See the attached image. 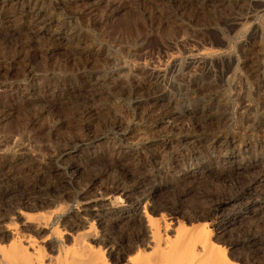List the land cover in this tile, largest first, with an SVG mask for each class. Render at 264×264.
I'll use <instances>...</instances> for the list:
<instances>
[{
  "label": "rangeland",
  "instance_id": "obj_1",
  "mask_svg": "<svg viewBox=\"0 0 264 264\" xmlns=\"http://www.w3.org/2000/svg\"><path fill=\"white\" fill-rule=\"evenodd\" d=\"M262 162L264 0H0V246L16 233L29 250L30 235L45 261L89 224L107 238L135 210V245H154L152 212L167 238L203 225L239 264H264ZM26 185L54 206L12 204L7 192ZM250 197L256 215L223 229ZM51 209L40 226L24 217Z\"/></svg>",
  "mask_w": 264,
  "mask_h": 264
},
{
  "label": "bare ground",
  "instance_id": "obj_2",
  "mask_svg": "<svg viewBox=\"0 0 264 264\" xmlns=\"http://www.w3.org/2000/svg\"><path fill=\"white\" fill-rule=\"evenodd\" d=\"M188 58L190 59V61L194 63H200L204 60V56L202 53H197V54L191 53L188 55ZM209 95H211V92L208 93V96ZM205 108L207 107H201V110H200L202 111L200 113L201 118H205L207 116H214L215 113L210 112V109L207 110ZM172 116L164 117L163 115H160L162 121H166L167 124H172V122L175 119L177 120L179 119V116L176 115L177 117H174V120H173ZM214 117H217V116H214ZM187 136H188L187 134H184L182 138H186ZM235 164H237V162ZM259 176L260 177L264 176V162H262L260 165V175ZM43 190H45V188ZM43 190L40 188V186H37V185H26L24 188L25 193L20 194V193H16L17 191L12 190L10 192H7V195L12 196L13 198L12 204H14L15 206L22 205L23 203H29L28 205H25V208L34 211V209L36 210L37 208H41V207L52 205V204L54 206L53 202L57 198L55 199L49 193V191H43ZM110 199H108L109 203H107L106 206L110 207L111 206L110 204L113 203L114 200L119 201L117 200L119 199L118 196H114L112 200ZM58 200H60V198ZM226 202L227 201H222L218 205H221ZM260 202L262 201H260L259 199H255L254 197L249 199L248 203H246L244 207L241 208V210L237 211V213L235 212V216H233L232 219L229 218V220L223 221L222 223L223 229L232 225L233 222L238 221L240 217H242L244 214L255 216L256 213L253 211L254 209H251V205H256V204L258 205L260 204ZM92 205L94 206L96 204L94 203ZM89 207H91V205ZM51 210L47 214L44 213L45 211L37 212V213L35 212L30 213V211L27 210L28 213H26L24 217L36 220L35 225L40 226L42 224L47 223L48 214H51L53 212V210L52 211ZM144 212L143 214L145 215L143 217H145V226L147 227V230L149 229L150 237L152 239L151 241L154 240L152 242L154 243L152 247L148 246L147 243H140L136 245L134 244L135 240H137V238H139L140 236H144L145 233L142 230L141 231L133 230L132 224H134L136 219L137 221L140 219V217L135 212V210H133V212L127 216L124 214L123 216L120 215L121 220L117 224L118 229H120L119 231L118 229L114 228V226L108 227L109 229L107 231V236H106L107 238L103 239V238H100L99 236L97 239L96 237H92L88 231L89 228L91 227L89 224L88 229H84L83 231L71 237L72 244L70 246H68V243H65L62 245L57 244L58 245L57 251L56 249H54L57 252V254L55 256L53 255L54 257L52 256V258L50 257V259L48 260H47L48 257L45 258L46 259L45 261L43 259L44 254L41 252L40 247L33 248V245H36V244H33L35 239H33L32 236L25 235L26 238L24 237L26 239L25 243H27V246H30V247L32 246L31 247L32 250H30L31 249L30 248L29 249L30 251H29L26 245L22 243L21 240L23 239H18L19 237H16L17 234L14 233L15 236L12 234L13 238L11 237L12 239L9 241V243H7L6 246L3 244H1L0 246V264H109L108 260L110 257L114 256L117 260H120L123 258V255L125 252H128V253L131 252L132 254L127 256V262L123 264H239L233 257L234 255L232 254L233 251L231 250L228 251L216 239H214L212 236L211 230L210 229L206 230V226H203V225L200 226L194 223L186 227L183 225V226L178 227L177 229H174L175 234L173 233L174 234L173 237L169 235L170 238H167L165 237L168 235V234L166 235L165 233L167 231H164L165 234L164 233L162 234L161 233L162 231H160V228H159V218L161 216L160 217H157L154 215L152 216L150 215L152 212L149 214H146V212L145 213ZM98 215H99L98 220H100L102 216L100 214ZM103 216L105 217V214ZM69 219L65 218L63 220V223L61 224H67L68 226H71V227L75 226L76 224L74 220H69ZM55 223H57V225L54 224L55 230L57 231L55 233L59 234V232L61 231V229H59L60 224H58V221H56ZM163 223L165 224V222ZM166 225L167 223L165 224V226ZM160 226L162 225L160 224ZM166 228L168 229L167 226ZM5 230H10V227L7 226ZM114 235H116V237H114ZM47 236L50 237V234ZM112 237L113 238L118 237L116 239L117 240L116 244L109 243V240ZM59 239H62V237L58 238V240ZM242 244H246V248L253 250V248L256 249L255 248L256 245H260V241L257 240L256 238L253 241L250 240ZM106 246L107 248H105ZM148 247H150V249H153V252L151 254L146 255V253H148L147 252ZM242 252H245V250ZM141 256L143 257L142 261L140 263L136 262L135 260L137 259V257H141Z\"/></svg>",
  "mask_w": 264,
  "mask_h": 264
}]
</instances>
